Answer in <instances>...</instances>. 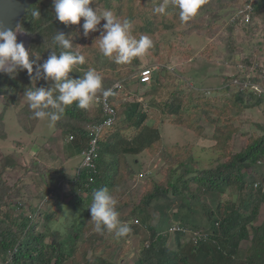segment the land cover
Masks as SVG:
<instances>
[{
    "label": "trees",
    "instance_id": "obj_1",
    "mask_svg": "<svg viewBox=\"0 0 264 264\" xmlns=\"http://www.w3.org/2000/svg\"><path fill=\"white\" fill-rule=\"evenodd\" d=\"M221 1L225 7L219 10L221 13H219L217 21L221 22V26L216 34L219 36L222 46H224V51L219 56V60L233 68L235 67L236 72L230 76L224 75L223 85L226 87L221 88L219 91L225 89L231 91L235 101L245 103L246 106L262 105L264 104V91L259 92L254 86L235 85L233 81L235 79H249L264 89V67L262 62L264 58V40L260 44L257 43L259 40L262 41V38L256 41L260 33L264 34V0H256L254 2V10L248 23L241 22L243 15L241 10L244 9L249 0ZM163 2L164 0H142V6H146L144 13L141 7H133L131 0H93L91 6L102 11H112L114 17L118 20L130 19L133 23L132 35L137 39L141 35L149 36L153 40V47L149 51L153 52L155 49L159 51L161 44L165 41V37L182 24L179 19V9L172 6L170 0L166 14L158 15L154 12V8ZM201 7L198 12L203 9ZM33 9L40 10L41 16L39 20H34L31 16ZM191 20L183 22L186 25V29L182 32L183 34L186 32L191 33ZM83 23L84 18H81L79 24L60 22L55 18L53 0H37L26 10L19 24L18 28L23 30L24 33L18 35V42L25 40V47L40 55L38 64H42L48 58L53 50L52 48L55 47L52 44V38L57 32H62L68 36L67 38L73 43L74 51H78L76 48L78 43L85 46L86 40L92 37L83 35ZM225 29L228 32H224ZM93 33H100V31ZM99 36L100 34L94 36L97 38V55L109 61L110 66L107 69L115 71L117 66H125V64L115 63L114 59L102 54L99 47ZM94 43L93 40H90L88 45L93 46ZM59 50L56 47V51L59 52ZM85 53L88 52L85 50ZM133 61L137 64L141 63L140 57H137L126 64H131ZM154 65L151 63L148 66ZM78 67L79 71L76 77H81L84 73L80 69L85 67V64L78 65ZM34 69H37L36 65H34ZM142 69H138L136 73L119 74L110 83L108 78L104 80V90L112 89L116 82L122 84L121 90H113L111 94V102L116 108L114 98L118 93H126L127 86H130L132 82L140 83L138 74ZM135 77L137 80H135ZM45 81L46 79L33 81L29 77L27 70L19 71L15 79L10 78L7 73H0V96L3 97V107L0 110V133H2L0 139L5 137L4 123L7 109L17 103V95L28 87H44L43 82ZM160 83V79H154L148 89L150 90ZM156 93L158 95V90ZM98 95H102V93H98ZM153 102L156 106L162 105V109H165L166 106L169 107L172 112L186 111V108L181 109L179 101L172 103L169 100H164L162 104L154 100ZM92 106L90 108L96 107L98 111H92L91 113L95 111L97 113L92 114L88 118L85 113L86 111L90 112V108L82 110L77 108L75 104L67 106L63 113L70 115L72 118L83 117L82 120H86L84 125L71 124L72 126L66 129L69 132V136L72 137V140L69 141H73L70 148H73L72 150L76 152L75 154H81L89 147L91 136L85 129L86 126L94 123L99 124L104 120L102 108L98 105ZM143 109L142 102L137 98L134 99L127 104L124 110L123 122L129 121L135 126L143 125L146 119L149 118V115L145 112L146 110ZM27 115L34 117L33 110L30 107L27 110ZM118 120H115L111 127L102 131L98 142V155L95 158L94 168L80 167L79 165L72 177L68 176L65 170L62 169L58 172L59 180L52 182L39 204L32 205L27 204L24 200H13L12 203L8 204L9 212L4 214V216L0 212V224L4 227L0 230V264H51L53 261L56 264H62L67 256L74 254L77 239L84 236L88 237L92 233L96 235L106 234L107 232L100 234L93 230L89 207L92 203L93 193L105 186L110 191L112 187L118 188L119 186L117 193L114 191L113 196H120L118 199L114 197L118 200L117 211L122 222L132 226L134 225V220L138 219L147 227V235L150 237L148 239L149 243L140 249V254L134 264H214L212 253H215V251L221 257L227 254L230 259L229 264H235V262L236 264H264V220L261 224L253 225L259 214L260 206L264 203V171L260 173V177H257V174L252 173V171L248 172V169L253 168L252 166L256 163H262L260 159L264 158V135L252 142L244 151L236 153L231 161H218L217 164L214 166L210 165L209 168L197 167L194 175L190 174L188 176L189 173H183L175 181L170 175L167 183L171 186L170 190L171 192L173 191L175 197L169 198L168 202L156 204L160 218L157 223L151 224L152 216L148 211L149 207L156 199L161 197L168 198V187L156 185L154 191L146 194L144 192L141 199L135 202L131 195L133 184L119 185V178L122 175L119 172L122 155H127L128 153L137 155L141 153L147 149L148 145H152L156 136L154 137L148 132H140L136 138H131L129 141L119 131L113 132L112 134L114 135L110 139H105L104 135L108 130L114 126L116 129ZM158 127H161V124ZM116 138L125 139L127 145L125 147L117 146ZM10 156L7 155L5 163L10 160ZM4 162L3 165L5 164ZM258 178L260 180L253 183ZM192 180L197 183V189L199 188L200 191H191L189 184ZM60 181H65V183H60ZM249 183H253V185L258 183V186H255L256 189L253 186L254 191L244 193L238 203L231 202L226 204L224 217L216 218L212 227L213 230L202 234L196 244L185 243L188 244L185 246L182 240L184 234L179 232L177 234L179 237V239L177 237L178 250L167 248L168 232L173 223L178 222L185 228L194 231L199 230V224L196 221L198 213L193 210L194 205L191 202L189 193H192V195L194 193L201 194V192L222 194L232 185L243 191ZM66 184L68 190L66 189ZM64 195L68 197L69 201L71 200L70 204L75 209L79 208L80 203L82 206L84 205L82 209H85V212L76 226H73V224L66 235L62 237V240H59L60 242L53 240V243L45 244L44 233H39L36 230L37 223H39L40 218L44 217V213L47 214L46 204L51 202L56 211H61L62 205L59 202H61V198ZM47 196L49 198L45 199ZM176 198H179V201L176 200L179 205L175 211L171 212L172 204ZM44 204L45 207H42ZM36 214H38L37 217L35 216ZM50 217L46 215V219H50ZM57 233L59 231L56 230V235ZM91 236L92 238L88 239L89 243L95 241V236ZM246 239H250L251 245L249 249L245 250L244 257H241L240 246L242 241ZM127 248L131 249L130 245ZM99 261L101 264H114L104 259ZM85 264L91 263L86 261Z\"/></svg>",
    "mask_w": 264,
    "mask_h": 264
},
{
    "label": "rangeland",
    "instance_id": "obj_2",
    "mask_svg": "<svg viewBox=\"0 0 264 264\" xmlns=\"http://www.w3.org/2000/svg\"><path fill=\"white\" fill-rule=\"evenodd\" d=\"M220 1L203 0L201 5L203 9L191 20V33H182L186 29L185 23L180 27L177 26L165 37L159 51L148 50L140 57V64L133 61L125 66H117L115 71L108 70L109 61L97 55V38L94 36L100 33H90L92 38L86 40L85 46L78 43L76 47L86 58L85 67L80 69L81 72L95 69L102 76L103 84L106 78L110 83L119 74L136 73L138 69L148 67L151 63L160 68L155 72L161 70V73L154 75V78L160 79L161 83L150 90L148 89L150 85L136 86L138 82H132L127 86L126 93H118L115 98L113 96L118 108L119 120L116 129L114 126L104 135L105 139H110L114 135L113 132L120 131L129 141L131 138H136L140 132H148L156 136L152 145H148L141 153L122 155L119 172L122 174L119 185L133 184L131 195L135 202L141 199L144 192L146 194L154 191L156 185L168 187V198L156 199L149 207L151 224L157 223L160 218L156 204L168 202L169 198L175 197L170 190L171 186L167 183L170 175L175 181L183 173H189L188 176L194 175L197 167L209 168L218 161H231L236 153L244 151L252 142L264 135V104L246 106L245 103L235 101L229 90L217 91L216 88H225L226 86L221 85L224 75L230 76L236 72L235 67L219 60L224 46L216 34L221 26L217 18L221 13L219 10L225 7L222 1L218 4ZM131 4L133 7H141L143 13L146 10V6H142V0H131ZM97 10L102 12L100 9ZM103 23L105 21L102 20L101 25ZM224 32L228 30L225 29ZM261 38L262 41L259 40ZM90 40L95 41L93 46L88 45ZM257 40H259L257 44L262 43L264 34L260 33ZM85 50L88 53H85ZM78 71L77 65L70 76L78 78L76 77ZM43 85L46 88L54 87V83L49 80L43 82ZM24 92L22 90L17 95V103L8 107L4 123L5 137L0 139V212L3 216L9 212L8 204L13 200H24L32 205L39 204L52 182L59 180L58 172L64 169L66 174L72 177L82 160V155L75 154L73 148H70L73 141H68L69 132L66 129L71 127V124L84 125L86 120H82L83 117L72 118L70 115L62 114L60 119L52 124L48 120L29 117L27 115L29 106ZM136 98L142 102V108L146 105L145 112L149 115L141 126H135L129 121L123 122L127 104ZM153 100L160 104L164 100L172 103L179 101L181 109L186 108V111L172 112L167 106L162 109V105L156 106ZM2 107L3 97L0 96V110ZM94 110L98 111V108H90V112L86 111V117L97 113L96 111L91 113ZM160 124L161 127H158ZM115 140L117 146L127 145L125 139ZM7 155L11 156L5 163ZM260 160L262 163L258 162L252 166L253 168L248 169V172L256 173L257 177H260V173L264 171V158ZM258 180L260 178L253 183ZM253 183H249L243 191L232 185L222 194L189 193L194 205L193 210L198 213L196 217L198 229L212 231L216 218L224 217L226 204L238 203L244 193L254 191L258 183L255 185ZM189 187L191 191H200L193 180ZM118 188L112 187L111 194L113 195L114 191L117 193ZM66 189L68 190L67 184ZM114 196L117 199L120 197ZM176 200L179 201V198L174 200L171 212L179 205ZM70 201L64 195L59 202L62 205L59 212L51 202L46 204V207L45 204L42 205L46 208L47 214L44 213V217L40 218L36 230L44 233L45 244L53 243V240L60 242L59 240H62L72 225L76 226L83 216L84 205L80 203L79 208L75 209ZM46 215L51 216L50 219H46ZM263 220L264 203L261 204L253 225L261 224ZM130 227L132 231L124 237H117L113 232L104 235L92 233L88 237L77 239L74 254L67 256L62 264H85L86 261L91 264H101L100 259L114 264H134L140 249L147 244L150 237L147 235L146 225L141 221ZM2 228L4 227L0 224V230ZM56 230L59 231L57 235ZM91 235L95 236V241L89 243L88 239L92 238ZM172 239L173 237L168 239L170 246L167 245V248L178 250L179 245ZM128 245L131 249L127 248ZM250 245V239L242 241L241 257H244L245 250L249 249ZM212 255L214 264L230 263L227 254L221 257L215 251ZM51 264L56 263L53 261Z\"/></svg>",
    "mask_w": 264,
    "mask_h": 264
},
{
    "label": "clouds",
    "instance_id": "obj_3",
    "mask_svg": "<svg viewBox=\"0 0 264 264\" xmlns=\"http://www.w3.org/2000/svg\"><path fill=\"white\" fill-rule=\"evenodd\" d=\"M170 2L172 6L179 9V19L183 23L188 22L197 14L203 0H170ZM168 3L169 0H164L163 3L154 8V12L158 15L166 14ZM92 4L93 0H53L55 18L65 24H79L81 18H84L83 35L87 37L90 33L100 31V51L104 56L114 59L117 64L130 63L134 58L145 55L153 47V40L149 36L141 35L137 39L132 35L133 23L130 19L118 20L112 11L100 12L93 8ZM31 16L34 20H39L40 10L33 9ZM102 20L105 21L103 25H101ZM22 33L24 31L18 27L0 26V73H7L10 78L15 79L19 71L27 70L33 81L46 79L54 82V87L51 88L43 86L26 88L25 98L28 106L33 110L35 118L48 120L54 124L60 119L67 106L75 104L77 108L82 110L90 108L93 104L101 107L96 100L100 96L105 99L109 97V101L113 105L111 94L113 90L122 89L120 82H116L112 89L104 90L103 78L95 69L88 70L78 78L70 76L77 65L85 64L86 58L79 51L73 50V43L67 38L68 36L62 32H57L52 38V44L55 47L52 48L48 58L42 64H38L40 55L35 54L32 49L26 48L23 41L18 42V34ZM56 47L60 49L59 52L56 51ZM34 65L37 66L38 70L34 69ZM157 68L159 67L156 65L143 68L138 74L140 83L135 85H150L155 73H161V70L155 72ZM145 69L152 70L151 79L148 82L141 80V73ZM165 70L168 71L166 68ZM216 88L219 91L222 87ZM98 93H102V95H98ZM144 109H147L146 105H144ZM70 140H72L71 136L68 138V141ZM77 169L78 167L76 171ZM48 198L47 196L45 199ZM117 205L118 200L111 194L108 187L105 186L93 193L92 203L89 207L95 232L100 234L114 232L117 237H124L132 231L130 225L122 222L119 218ZM136 220L138 219H135L133 224L140 223L139 220L138 222ZM174 224L179 223L175 222ZM179 226L181 229L175 232L169 229L168 232V239L173 237L172 240L175 243L179 239L177 236L179 232L184 234L183 244H196L202 234L209 232L203 229L194 231L180 224ZM167 242V245L170 246V242Z\"/></svg>",
    "mask_w": 264,
    "mask_h": 264
},
{
    "label": "built area",
    "instance_id": "obj_4",
    "mask_svg": "<svg viewBox=\"0 0 264 264\" xmlns=\"http://www.w3.org/2000/svg\"><path fill=\"white\" fill-rule=\"evenodd\" d=\"M256 0H249L244 9L241 10V13H243L241 17V21L244 23H248L251 20V13L254 10V2ZM152 70L151 69H145L141 73V80L142 81H150L151 79ZM233 84L235 85H243L245 87L247 86H254L259 92L264 91L263 88H261L259 85L254 84L249 79H235L233 81ZM96 100L100 103L103 113H104V120L99 124H89L86 127V130L91 136V140L89 142V147L82 152V161L80 164V167H95V158L98 155V142L100 135L104 129L107 127H111L115 120L118 119V111L117 109L110 103L109 97L106 99L103 96L97 97ZM138 222V220H136ZM172 232H175L181 227L179 224H174L171 228Z\"/></svg>",
    "mask_w": 264,
    "mask_h": 264
},
{
    "label": "water",
    "instance_id": "obj_5",
    "mask_svg": "<svg viewBox=\"0 0 264 264\" xmlns=\"http://www.w3.org/2000/svg\"><path fill=\"white\" fill-rule=\"evenodd\" d=\"M37 0H0V26L19 27L26 10Z\"/></svg>",
    "mask_w": 264,
    "mask_h": 264
}]
</instances>
